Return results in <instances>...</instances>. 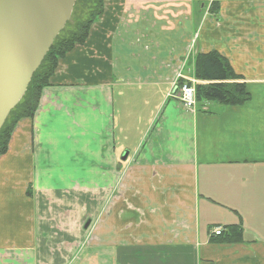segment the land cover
I'll list each match as a JSON object with an SVG mask.
<instances>
[{
	"label": "crops",
	"instance_id": "crops-1",
	"mask_svg": "<svg viewBox=\"0 0 264 264\" xmlns=\"http://www.w3.org/2000/svg\"><path fill=\"white\" fill-rule=\"evenodd\" d=\"M211 51L250 99L187 109L169 93ZM182 260L264 264V0H105L0 157V264Z\"/></svg>",
	"mask_w": 264,
	"mask_h": 264
},
{
	"label": "trees",
	"instance_id": "trees-1",
	"mask_svg": "<svg viewBox=\"0 0 264 264\" xmlns=\"http://www.w3.org/2000/svg\"><path fill=\"white\" fill-rule=\"evenodd\" d=\"M105 12V0H76L72 28L64 29L55 38L39 68L33 74L27 90L11 110L0 129V157L9 150L12 135L17 126L24 120L33 119L40 104L44 88L52 85L61 60L77 46L86 43L93 25ZM70 21L67 22L68 25ZM194 73L197 102L217 100L230 106H237L250 99V92L241 77L235 73L230 62L216 51L198 53L194 58ZM185 80L180 79L179 84ZM32 194L31 191H28ZM215 244H233L244 242V231L241 225L224 226L219 235L211 236Z\"/></svg>",
	"mask_w": 264,
	"mask_h": 264
},
{
	"label": "water",
	"instance_id": "water-1",
	"mask_svg": "<svg viewBox=\"0 0 264 264\" xmlns=\"http://www.w3.org/2000/svg\"><path fill=\"white\" fill-rule=\"evenodd\" d=\"M76 0H0V129L24 96ZM125 152L122 159H127ZM90 221L85 225L88 228Z\"/></svg>",
	"mask_w": 264,
	"mask_h": 264
},
{
	"label": "built area",
	"instance_id": "built-area-1",
	"mask_svg": "<svg viewBox=\"0 0 264 264\" xmlns=\"http://www.w3.org/2000/svg\"><path fill=\"white\" fill-rule=\"evenodd\" d=\"M180 75L176 79L173 87L169 93L171 97L177 98L185 108L193 109L197 103V95L195 84L197 81L195 79H186L184 84H179ZM222 229H215L214 234L219 235Z\"/></svg>",
	"mask_w": 264,
	"mask_h": 264
},
{
	"label": "rangeland",
	"instance_id": "rangeland-1",
	"mask_svg": "<svg viewBox=\"0 0 264 264\" xmlns=\"http://www.w3.org/2000/svg\"><path fill=\"white\" fill-rule=\"evenodd\" d=\"M74 18H75V16L72 13V15H71V17L69 19L70 23L68 25H65L64 32H67V31H69L72 28V24L74 23ZM182 262L187 264V262L184 261V260H182Z\"/></svg>",
	"mask_w": 264,
	"mask_h": 264
}]
</instances>
